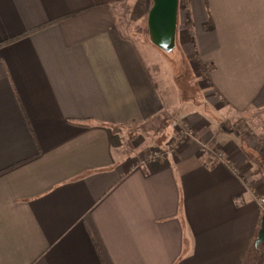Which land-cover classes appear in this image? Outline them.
<instances>
[{
    "label": "crops",
    "instance_id": "crops-1",
    "mask_svg": "<svg viewBox=\"0 0 264 264\" xmlns=\"http://www.w3.org/2000/svg\"><path fill=\"white\" fill-rule=\"evenodd\" d=\"M129 1L0 0V264H264V0H179L192 98Z\"/></svg>",
    "mask_w": 264,
    "mask_h": 264
},
{
    "label": "rangeland",
    "instance_id": "rangeland-1",
    "mask_svg": "<svg viewBox=\"0 0 264 264\" xmlns=\"http://www.w3.org/2000/svg\"><path fill=\"white\" fill-rule=\"evenodd\" d=\"M125 6L121 7L122 10L119 11V19L121 23V28H123V31L129 35H131V38L135 41L140 54L141 58L145 61V64L148 65L150 68L151 75L156 79V83L159 84V88L162 89V83L159 74L157 73L158 70L160 72L164 71V73H168L167 77L171 79L170 82L174 81L178 86L184 90L185 97L186 98H192L196 97L198 93V90L200 89L201 84H206V74L203 71V74L205 76L201 78V80L198 78L199 70H196L195 68L192 69L193 66L189 64L188 60H184L182 57V49L180 48V44L178 39H176L175 47L172 51H163L156 47L155 45H152L151 40H149V29H148V13H147V5L144 0H133L132 2H127L124 4ZM142 39V41H140ZM148 41V42H147ZM150 49V50H149ZM152 49V50H151ZM151 51V52H150ZM184 62L186 64V68L184 67ZM160 68V69H158ZM158 69V70H157ZM203 70H206V68L202 67ZM159 72V73H160ZM175 79L173 80V78ZM173 83V82H172ZM168 117L166 119H162V122H159V124L155 125L153 129L156 130V128H160L162 131L163 128H166V125H169L172 121ZM252 124V123H251ZM253 128H255L253 126ZM257 128V127H256ZM182 129V128H181ZM180 129V130H181ZM252 129V128H251ZM250 129V130H251ZM154 130V132H156ZM177 134V140L179 141V132ZM146 131H149L147 129ZM160 131V132H161ZM255 133L258 131L256 129L253 130ZM157 132V133H160ZM172 132V131H171ZM130 133L134 134L136 140H142V138L145 136L142 133H145V130L142 132L139 131L138 133ZM165 135V134H163ZM162 135V136H163ZM130 143L131 139L126 138ZM178 141L176 144H178ZM148 144H151L150 141ZM260 145V144H259ZM131 146V144H130ZM176 146V145H175ZM206 150V148H205ZM208 150V148H207ZM160 151L164 155V152L160 149H154L152 152V157H154L155 153ZM208 152L214 156V158H217V155L219 154V151L217 149H209Z\"/></svg>",
    "mask_w": 264,
    "mask_h": 264
},
{
    "label": "water",
    "instance_id": "water-1",
    "mask_svg": "<svg viewBox=\"0 0 264 264\" xmlns=\"http://www.w3.org/2000/svg\"><path fill=\"white\" fill-rule=\"evenodd\" d=\"M148 15V29L151 44L163 51H172L176 43L179 0H152ZM259 232V242L264 241V218Z\"/></svg>",
    "mask_w": 264,
    "mask_h": 264
},
{
    "label": "built area",
    "instance_id": "built-area-1",
    "mask_svg": "<svg viewBox=\"0 0 264 264\" xmlns=\"http://www.w3.org/2000/svg\"><path fill=\"white\" fill-rule=\"evenodd\" d=\"M194 138H195V133H193V131L191 129L182 128L180 130V132H179V143L183 142V141H186V140H191V139L193 140ZM161 154L162 153L160 151H158V152L155 153L153 158L154 159L155 158H160V157H162ZM222 156L223 155L219 152V154L217 155V159L222 160ZM260 202H261V204H264V199L261 200Z\"/></svg>",
    "mask_w": 264,
    "mask_h": 264
},
{
    "label": "trees",
    "instance_id": "trees-1",
    "mask_svg": "<svg viewBox=\"0 0 264 264\" xmlns=\"http://www.w3.org/2000/svg\"><path fill=\"white\" fill-rule=\"evenodd\" d=\"M183 1H185V2H186V0H183Z\"/></svg>",
    "mask_w": 264,
    "mask_h": 264
}]
</instances>
